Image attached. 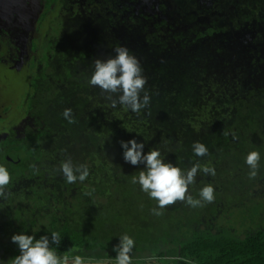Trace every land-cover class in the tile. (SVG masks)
<instances>
[{
	"label": "trees",
	"instance_id": "trees-1",
	"mask_svg": "<svg viewBox=\"0 0 264 264\" xmlns=\"http://www.w3.org/2000/svg\"><path fill=\"white\" fill-rule=\"evenodd\" d=\"M92 2L61 17V33L45 36L23 104L15 118L3 121L8 134L0 139V163L11 179L7 198H0V260L7 264L19 255L13 234L50 238L57 231L60 255L114 261L120 218L131 220L136 233V262L155 256L163 264H264V228L243 237L211 229L213 212L233 208L245 188L264 184V155L253 179L244 162L249 151L264 148V16L254 9L239 12L232 26L194 16L174 26L117 8L114 16L106 4ZM117 44L134 52L147 77L151 100L139 113L112 108L88 83L94 60L115 55ZM70 92L77 96L67 98ZM66 108L73 123L62 115ZM12 122L26 123L23 136ZM132 138L145 143V152L159 148L181 168L214 167L215 176L198 172L189 192L198 197L211 183L228 203L192 208L177 201L151 216L156 201L131 182L144 165L123 159L120 142ZM195 141L208 147V155L193 154ZM65 160L87 166L88 178L66 183L58 170ZM229 178L233 189L225 184Z\"/></svg>",
	"mask_w": 264,
	"mask_h": 264
},
{
	"label": "clouds",
	"instance_id": "clouds-1",
	"mask_svg": "<svg viewBox=\"0 0 264 264\" xmlns=\"http://www.w3.org/2000/svg\"><path fill=\"white\" fill-rule=\"evenodd\" d=\"M115 55L106 59L94 60V68L88 83L98 87L106 98L111 101V107L117 105L139 113L148 107L151 97L145 90L147 77L139 58L123 44L114 47ZM143 93V95H141ZM115 97V98H114ZM69 123H73L72 109L66 108L62 113ZM123 159L133 166L144 165L138 175L132 177L133 184H139L140 190L156 201L152 209L154 215H162V210L177 201L196 208L204 203H212L215 200V187L211 183L202 186L198 191V197H193L189 187L196 183L198 172L205 175H216L214 167L208 165L193 164L190 168H181L177 164L167 161L159 148H152L145 152V143L132 138L121 141ZM193 154L197 157L208 155V147L200 141L192 144ZM261 154L258 150L249 151L245 157V164L249 167V178L257 176ZM66 183L73 184L83 182L89 176V169L85 165H73L71 160L63 161L58 169ZM10 171L6 164L0 163V198L6 199L7 186L10 183ZM91 195V193H88ZM11 240L19 248V255L11 258L7 264H107L106 261H93L86 259L77 253L71 257L68 254L60 255L57 248L61 242L60 233L51 232V237L42 235L37 238L26 232L15 233ZM136 241L131 235L124 233L119 236V242L113 246L116 253L114 264H133V251ZM155 256L149 258V264H155ZM0 264H5L0 260Z\"/></svg>",
	"mask_w": 264,
	"mask_h": 264
},
{
	"label": "flooded vegetation",
	"instance_id": "flooded-vegetation-1",
	"mask_svg": "<svg viewBox=\"0 0 264 264\" xmlns=\"http://www.w3.org/2000/svg\"><path fill=\"white\" fill-rule=\"evenodd\" d=\"M172 1L189 4V12L185 15L175 14V9L172 10L170 4ZM225 1L238 2L240 13L257 9V13L261 15L264 11V0H94L93 2L100 5L106 4L108 9H112L110 12L114 16L118 14L117 8L121 9L125 15L133 13L140 16L166 18L176 26L177 23L182 25L181 21L184 18L192 16L214 18L213 3ZM69 2H72L71 5ZM69 2L0 0V139L8 134L4 129L3 121L15 118L16 109L23 104L26 96L23 89H26L28 76L35 71L33 64L39 59L45 36L52 32L55 22L61 17L75 11V7L82 6L80 11H85L84 5L92 1L70 0ZM7 92H10L11 96L8 102L5 100ZM25 124V122L16 124L12 122L13 128L20 129L18 136L24 135L22 130ZM16 151L14 149L12 153Z\"/></svg>",
	"mask_w": 264,
	"mask_h": 264
},
{
	"label": "rangeland",
	"instance_id": "rangeland-1",
	"mask_svg": "<svg viewBox=\"0 0 264 264\" xmlns=\"http://www.w3.org/2000/svg\"><path fill=\"white\" fill-rule=\"evenodd\" d=\"M171 1V0H170ZM172 5V10L175 9V14L178 15H185L187 14L190 9L189 4L179 3L178 1H172L170 3ZM239 3L238 2H216L212 5V11L214 13V18H217L220 24L225 26H232L233 25V18L237 17L239 14ZM211 10V9H210ZM240 10V9H239ZM215 15L217 17H215ZM264 16V11L261 14ZM78 31L82 32H89L88 30L76 27ZM64 30V22L62 19L58 20L54 24L53 34L61 33ZM28 48V47H27ZM26 70V69H25ZM24 70V71H25ZM25 75V74H24ZM8 84V83H6ZM25 89H23V93ZM77 96V92H70L68 93L67 98L74 99ZM10 92L6 93L5 100L7 101L10 99ZM9 101V100H8ZM7 101V102H8ZM260 152L261 155H264V148L256 149ZM247 166V164H246ZM246 172H249L246 170ZM228 175V174H227ZM229 176V175H228ZM245 176H248L245 174ZM232 178L225 183L227 184ZM229 188L233 189L232 182H229ZM236 188V186H234ZM232 189H227L229 192ZM238 189V188H236ZM225 190H221L223 192ZM245 194L241 193L240 196L241 201L234 205V207H228L225 211L219 210V213L213 212V218L211 219L212 230L215 232L221 231L222 229H228L230 233L235 235L236 237H243L247 232L253 231L257 228H264V184H259V187L255 188H245ZM221 194L215 192V200L213 204L216 202L217 206L226 205L228 203L229 197L223 198ZM243 201V202H242ZM245 202V203H244ZM239 203L243 204L240 205ZM260 204V210L257 212L254 211L256 208V204ZM209 203H204L203 206H209ZM227 206H225L226 208ZM203 210V208H202ZM204 211V210H203ZM152 216V211H149ZM217 215V216H216ZM130 221L125 222L122 219L118 218L116 227H115V234L120 236L124 233H127L134 237L136 233L131 232L133 229L130 226ZM132 229V230H131ZM170 264V263H169ZM171 264H174L173 262Z\"/></svg>",
	"mask_w": 264,
	"mask_h": 264
},
{
	"label": "water",
	"instance_id": "water-1",
	"mask_svg": "<svg viewBox=\"0 0 264 264\" xmlns=\"http://www.w3.org/2000/svg\"><path fill=\"white\" fill-rule=\"evenodd\" d=\"M107 264H114V261H106ZM133 264H149V261H146V262H136V261H133ZM155 264H163V263H157L155 262Z\"/></svg>",
	"mask_w": 264,
	"mask_h": 264
}]
</instances>
